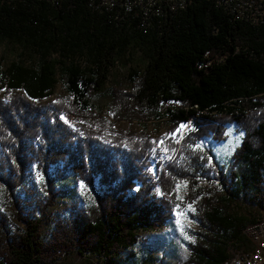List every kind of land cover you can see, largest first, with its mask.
I'll return each mask as SVG.
<instances>
[{
	"label": "trees",
	"instance_id": "1",
	"mask_svg": "<svg viewBox=\"0 0 264 264\" xmlns=\"http://www.w3.org/2000/svg\"><path fill=\"white\" fill-rule=\"evenodd\" d=\"M138 22L136 14L113 19L86 0H0V40L28 53V62L0 67V180L22 222L12 226L0 210V264H87L99 254L104 264H120L138 243L136 230L171 218L181 180L189 200L204 179L223 184L221 195L195 205L182 264H218L229 244L249 247L242 228L264 211V24L234 18L214 0H187ZM133 51L141 63L127 69L128 86L107 85L109 65ZM56 76L66 96L42 101ZM64 111L79 117L69 124ZM190 116L192 128L168 138L169 156L154 171L151 136L112 121L166 118L172 128ZM225 124L241 137L226 171L216 173L198 141L225 139ZM32 166L42 176L40 193L27 184ZM66 170L93 198L53 216L55 181ZM231 201L242 212H230ZM43 220L51 222L47 231Z\"/></svg>",
	"mask_w": 264,
	"mask_h": 264
},
{
	"label": "rangeland",
	"instance_id": "2",
	"mask_svg": "<svg viewBox=\"0 0 264 264\" xmlns=\"http://www.w3.org/2000/svg\"><path fill=\"white\" fill-rule=\"evenodd\" d=\"M24 60L28 62V53L21 49L11 41L0 40V67H4L10 61ZM141 57L138 52H127L125 63L114 60L109 65V74L106 80L107 85L111 82L119 84L121 87L128 86L127 69L130 67L140 66ZM114 75V79H112ZM66 96L60 80L55 77V83L52 92L42 101H51L54 98H63ZM100 113L108 115L107 103L103 97H99ZM61 117L69 124L79 117L72 111H64ZM191 118V116L189 117ZM113 126L117 130H127L138 132L144 129L153 141L152 157L150 161V169L156 170L162 162L165 161L170 151L167 148V140H176L182 132L192 128L190 119L178 122L171 128L166 118L140 120L134 118L131 120H112ZM226 138L220 141L212 140L208 137L201 138L198 143L211 151L213 162L215 163L216 173L225 172L229 162L232 149L239 143L241 132L237 131L233 124H225ZM170 138V139H168ZM28 182L33 190L37 193L42 192V176L32 166L29 170ZM200 184V185H199ZM198 186L201 191L194 194L193 199L186 198L187 193L191 192L186 181L181 180L175 186L176 204L171 211V218L160 228L144 232L142 240L129 249L123 257L122 264H182L187 257V243L192 238V231L196 229V221L193 219L195 205L200 202L204 196L217 197L223 193V184L220 178H212V180L204 179L199 182ZM58 195L54 203L50 206L53 216H64L65 206L71 201H77L79 204L86 205L92 201L93 195L90 193L83 183L76 176L64 171L62 176L55 181ZM196 186V185H195ZM195 186L192 188L195 190ZM0 210L4 212L14 227L21 226L22 222L14 215V204L7 196L4 183L0 180ZM228 210L232 213L242 212L243 208L238 207L236 201L228 203ZM264 215V211H260V215ZM259 215V216H260ZM179 221V223H178ZM42 230L47 231L51 227V222L43 220L41 223ZM243 249L242 245L234 247L229 244V251L237 252ZM57 264H72V262L60 261Z\"/></svg>",
	"mask_w": 264,
	"mask_h": 264
},
{
	"label": "built area",
	"instance_id": "3",
	"mask_svg": "<svg viewBox=\"0 0 264 264\" xmlns=\"http://www.w3.org/2000/svg\"><path fill=\"white\" fill-rule=\"evenodd\" d=\"M11 2V0H5ZM57 3L59 0H48ZM187 0H86L87 6L95 10H108L113 19H120L123 14L139 15V25L151 15H160L166 10L183 8ZM234 18L245 19L251 23L264 24V0H214ZM203 64V63H200ZM204 112V111H199ZM190 119V118H189ZM147 230H136L137 242ZM249 241V247L231 252L218 264H264V215L258 216L242 228ZM105 255L99 254L88 259L87 264H104ZM72 264H75L74 261Z\"/></svg>",
	"mask_w": 264,
	"mask_h": 264
},
{
	"label": "crops",
	"instance_id": "4",
	"mask_svg": "<svg viewBox=\"0 0 264 264\" xmlns=\"http://www.w3.org/2000/svg\"><path fill=\"white\" fill-rule=\"evenodd\" d=\"M149 232V231H148ZM148 232H146V233H148ZM124 261V259H122L121 261H120V264H122V262Z\"/></svg>",
	"mask_w": 264,
	"mask_h": 264
},
{
	"label": "snow or ice",
	"instance_id": "5",
	"mask_svg": "<svg viewBox=\"0 0 264 264\" xmlns=\"http://www.w3.org/2000/svg\"><path fill=\"white\" fill-rule=\"evenodd\" d=\"M178 223H179V221H178Z\"/></svg>",
	"mask_w": 264,
	"mask_h": 264
},
{
	"label": "clouds",
	"instance_id": "6",
	"mask_svg": "<svg viewBox=\"0 0 264 264\" xmlns=\"http://www.w3.org/2000/svg\"><path fill=\"white\" fill-rule=\"evenodd\" d=\"M148 232V231H147Z\"/></svg>",
	"mask_w": 264,
	"mask_h": 264
}]
</instances>
